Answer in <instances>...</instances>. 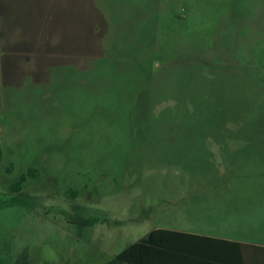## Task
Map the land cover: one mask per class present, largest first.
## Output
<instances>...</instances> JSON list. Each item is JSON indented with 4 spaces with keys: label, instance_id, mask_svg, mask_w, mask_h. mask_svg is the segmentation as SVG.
I'll list each match as a JSON object with an SVG mask.
<instances>
[{
    "label": "rangeland",
    "instance_id": "374dc122",
    "mask_svg": "<svg viewBox=\"0 0 264 264\" xmlns=\"http://www.w3.org/2000/svg\"><path fill=\"white\" fill-rule=\"evenodd\" d=\"M36 1L0 0V264L58 259L59 212L130 216L195 161L208 191L264 189V0H86L82 22Z\"/></svg>",
    "mask_w": 264,
    "mask_h": 264
},
{
    "label": "crops",
    "instance_id": "0c3cea01",
    "mask_svg": "<svg viewBox=\"0 0 264 264\" xmlns=\"http://www.w3.org/2000/svg\"><path fill=\"white\" fill-rule=\"evenodd\" d=\"M36 2L37 6L44 7L39 15L49 20L72 22L75 16L76 22H82L88 14L86 0ZM4 15L0 14L1 21ZM78 55L81 59L82 51H78ZM219 157L224 154L219 153ZM260 178L264 176L250 179L256 182ZM190 181L184 189L164 195L143 211H129L131 215L126 217L122 212H96L94 209L80 213L59 212L71 220L60 225L65 243L59 248V258L50 255L42 258L39 253L32 264H264V189L214 192L198 185L194 176ZM220 182H225L227 187L229 179L224 181L221 177L215 183ZM156 208H159L160 220H155L153 215ZM47 210L38 213L50 214L51 209ZM111 214L118 216H108ZM155 231L209 238L159 233L133 261L118 259L124 251ZM15 264L22 262L18 259Z\"/></svg>",
    "mask_w": 264,
    "mask_h": 264
},
{
    "label": "trees",
    "instance_id": "16d2710c",
    "mask_svg": "<svg viewBox=\"0 0 264 264\" xmlns=\"http://www.w3.org/2000/svg\"><path fill=\"white\" fill-rule=\"evenodd\" d=\"M218 68L219 67L217 66V69ZM218 73H219V76L217 78L222 79L223 76H222L220 70H218ZM195 108H197V107H195ZM214 112L215 111L211 110L210 113L206 116V118L204 120V124H203V127H205V128L202 127V129H211L212 128L211 127V125H212L211 120H212V116H213ZM188 117H191V115H189ZM198 118H199V115H198ZM193 119L195 120V116H194ZM188 121H190V119ZM192 126H193V129H196V127H197L194 122H193ZM207 126H208V128H207ZM172 127H173V125H171L169 129H176V128H172ZM2 157H3V149H2V147L0 145V160L2 159ZM197 167H198V169H200V164L198 162H196V161L193 164H190V166H188V174H186V176H184V178L182 177V178L179 179V181H178L179 184H178L177 190H182L186 186H188L189 182L191 183L190 180H191L192 176L196 177L197 175H200L197 172V170H198ZM37 173H38V171L35 170V169L28 170V172L25 175H23L18 182H16L15 184L12 185V190L13 191H21L22 187H23V184L27 181V179L29 177L36 176ZM201 175H204V174L201 173ZM209 184H211V182ZM201 185H203V187H206V188L208 187V185H205V184H201ZM211 185H214L217 188H224V182H220V183H214L213 182V184H211ZM70 194H71V197H76L77 196V193L75 191H73V190L70 191ZM159 233H169L171 235L172 234H177V235H181L183 237H195V238H205V239L209 238V237H206V236L190 235V234H187V233H176V232H173V231H155V232L151 233L149 236H147L146 238H144L141 242L137 243L136 245H134V246L130 247L129 249H127L126 251H124L119 256L118 259L119 260H123V261H133L135 255H137V253H141V251L146 246L151 245V243H153L155 241V239L157 238V235H159Z\"/></svg>",
    "mask_w": 264,
    "mask_h": 264
}]
</instances>
